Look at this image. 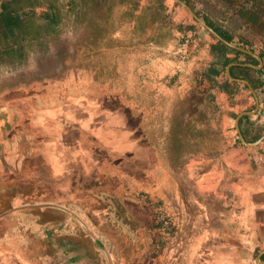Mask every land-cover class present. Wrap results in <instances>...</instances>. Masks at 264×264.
I'll return each instance as SVG.
<instances>
[{"label":"crops","instance_id":"crops-1","mask_svg":"<svg viewBox=\"0 0 264 264\" xmlns=\"http://www.w3.org/2000/svg\"><path fill=\"white\" fill-rule=\"evenodd\" d=\"M32 1L0 0V70L26 71L0 78V264H264V5L83 0L117 9L96 69L155 70L168 105L146 111L91 65L29 50L82 5ZM13 19L27 24L15 37ZM143 199L173 220L160 252Z\"/></svg>","mask_w":264,"mask_h":264},{"label":"rangeland","instance_id":"rangeland-1","mask_svg":"<svg viewBox=\"0 0 264 264\" xmlns=\"http://www.w3.org/2000/svg\"><path fill=\"white\" fill-rule=\"evenodd\" d=\"M84 1L81 0L82 5L76 8V11H73L71 17V7H63V19L64 22L60 24V29L55 35L54 39H44L40 43L31 42L28 44V49L33 50L35 48H44V55L46 56L50 51L51 47L54 46L61 60V64L65 63L74 64L75 66L84 67L85 65H91V77L93 78H107L108 80H113V90L118 89L122 91L125 96L132 99L135 97V102L140 104L146 109V111H163L168 105L167 100H165V95L163 90L159 87H156L154 84V79L156 78L155 70H148L147 66L142 68L139 72V77L136 76L131 71L124 70L123 72L110 69L108 70H98L99 63L101 62L102 56L100 55V49L104 46H110L113 41L110 37H104L105 33L109 35V32L114 29L111 19L115 12L117 13L116 8L108 7L107 15L102 14L103 8L99 6H87L84 5ZM65 4V2H63ZM61 3V6H64ZM105 16L108 17V22H101V19H104ZM72 19V21H71ZM37 29V26L34 22L29 23V30L34 31ZM44 32L49 30L48 27L43 28ZM13 67L17 66L20 62L18 54H13L12 56ZM30 58L35 61V55H30ZM16 64V65H15ZM0 66L2 63L0 62ZM67 66V65H66ZM138 73V72H136ZM5 74H12L13 77L17 76L24 78L26 71H5L0 70V78ZM6 75V76H8ZM24 81V80H23ZM19 83V82H18ZM25 83V81H24ZM19 85V84H18ZM0 91H3V87L0 86ZM179 99L178 96L176 97ZM177 108H180V105L176 104ZM151 122V120H149ZM154 122L158 125H161L160 128H163V119L160 118V115L156 116ZM162 131V130H161ZM157 137L160 139L163 138V134H157ZM180 142L177 139L172 140V151L170 156L173 160L177 159L179 155V146ZM80 219H83L84 216L78 215ZM87 219V218H86ZM91 233H96V231L91 230Z\"/></svg>","mask_w":264,"mask_h":264},{"label":"trees","instance_id":"trees-1","mask_svg":"<svg viewBox=\"0 0 264 264\" xmlns=\"http://www.w3.org/2000/svg\"><path fill=\"white\" fill-rule=\"evenodd\" d=\"M254 2H258L261 5H264V0H252ZM34 7L37 6L39 3L36 2V0H33L32 3H30ZM46 21L45 27H48L49 30H46L47 33H52V28L58 25L57 20L50 14L46 13V17L44 18ZM3 27L6 28V31L10 30L12 32V36L15 37V32L17 31H23L24 28L27 26L23 22V20H15L13 19L10 24H7L4 26V23H1ZM142 204H144V207L151 212L154 209H159L157 214H148L146 213L145 219L137 218L138 221H141L145 223L148 226V233L150 234V238L153 241V249L156 252H160L165 245L167 244V235L173 236L175 232V228L173 226V220L170 219L168 216H166L163 212L161 213L160 208L161 204L160 203H152L151 200L148 199H143L141 200ZM135 208V207H134ZM149 215V216H148ZM136 221V220H135ZM129 222V221H128ZM137 222V221H136Z\"/></svg>","mask_w":264,"mask_h":264},{"label":"built area","instance_id":"built-area-1","mask_svg":"<svg viewBox=\"0 0 264 264\" xmlns=\"http://www.w3.org/2000/svg\"><path fill=\"white\" fill-rule=\"evenodd\" d=\"M191 43L187 42L183 46H181L178 50V54L181 55L182 57L187 56L190 53V48Z\"/></svg>","mask_w":264,"mask_h":264},{"label":"bare ground","instance_id":"bare-ground-1","mask_svg":"<svg viewBox=\"0 0 264 264\" xmlns=\"http://www.w3.org/2000/svg\"><path fill=\"white\" fill-rule=\"evenodd\" d=\"M108 198V197H107Z\"/></svg>","mask_w":264,"mask_h":264}]
</instances>
